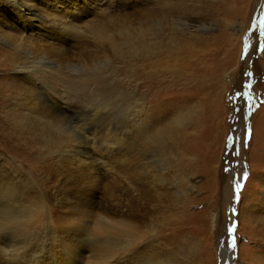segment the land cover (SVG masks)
I'll list each match as a JSON object with an SVG mask.
<instances>
[{
  "label": "rangeland",
  "instance_id": "374dc122",
  "mask_svg": "<svg viewBox=\"0 0 264 264\" xmlns=\"http://www.w3.org/2000/svg\"><path fill=\"white\" fill-rule=\"evenodd\" d=\"M7 1L0 0V24L11 16L22 30L23 21ZM78 1L46 3L63 14L62 6ZM87 1L79 7L84 21L66 28L68 42L52 50L33 48L12 35L0 39V181L6 180V186L0 182L1 259L110 264L114 256L106 261L97 256L118 239L100 233L95 224L107 226L134 211L144 237L132 248H144L142 264H264V0ZM33 33L40 43L38 27ZM24 62L35 72L29 77L34 86L27 90L25 76L16 74ZM254 70L257 86L251 84ZM58 77L66 80L52 87ZM52 89L69 97L68 108L46 99ZM172 122L178 123L172 135L159 129ZM93 147L96 157L105 153L97 157L104 164L100 159L88 168L83 154ZM127 176L141 186L132 189ZM34 195L47 203L43 224L31 230L33 235L20 233V221L35 209ZM57 215L61 223L68 218L66 226L78 221L70 227L79 232L77 245L89 250L81 260L75 248L61 252L50 228ZM104 216L112 220L101 221ZM135 258L127 263H136Z\"/></svg>",
  "mask_w": 264,
  "mask_h": 264
},
{
  "label": "bare ground",
  "instance_id": "6f19581e",
  "mask_svg": "<svg viewBox=\"0 0 264 264\" xmlns=\"http://www.w3.org/2000/svg\"><path fill=\"white\" fill-rule=\"evenodd\" d=\"M88 1H90V0H88ZM87 1V2H88ZM7 2H9L10 4H11V6L14 8V11H15V15H16V17L19 19V21H23L22 23H23V29L21 30L18 26H16L15 24H14V22H13V17H4V18H7L8 20H10V22H7L6 24H4V25H1L0 24V39H4V38H7V37H5L6 35L5 34H7V35H12V36H15L16 38H18V39H20L21 41H23L25 44H27V45H30V46H33V48L34 47H38V49H47V51H49L50 49L52 50V46L53 45H56V43H63V44H65V43H67L68 42V38H67V34H65L64 32H65V30H66V28H73V26L75 25V22L76 23H78V21H82L83 20V18L84 17H81V13L79 12V7H80V4H81V0H79L78 2H71L68 6H62V12H64L63 14H59L61 11L60 10H58V12H57V10H56V8L55 7H53V8H51L47 3H46V0H8ZM10 6V5H9ZM58 9V8H57ZM61 15H63V17H60ZM0 21H2V17L0 16ZM56 21H60L59 23H56ZM84 21V20H83ZM36 27H38V30L40 31V35H42L41 37H38V41H40V43L38 42V43H36V41H34V37H35V35H37V33H33L34 32V30H35V28ZM77 27V26H76ZM48 29V30H47ZM128 30V29H127ZM42 31L43 32H48L47 34H45V33H42ZM64 31V32H63ZM69 31H70V29H69ZM75 31V30H74ZM39 34V33H38ZM101 34H103V31L102 32H100V34L99 35H101ZM186 34V33H185ZM44 35H46L45 37H44ZM22 37V38H21ZM50 39L52 40V41H50ZM6 40V39H5ZM8 40V39H7ZM128 40V39H127ZM36 43V44H35ZM115 44V43H114ZM152 45V44H151ZM151 48V47H150ZM46 51V52H47ZM45 54H46V52L45 51H43ZM48 53H50V52H47V55H48ZM29 57V56H28ZM250 62V61H249ZM25 63V62H24ZM33 63V62H32ZM38 63V62H37ZM247 63V59L245 60V64ZM255 65V64H254ZM248 66V65H247ZM33 67H34V65H32V64H27V63H25V64H17V68L19 69V73H16L17 74V76H20L19 78L20 79H24V76H25V88H26V90L29 88V87H32L33 88V86H34V84H33V80H30V76H31V74L32 73H34L35 74V72H33L34 70H33ZM256 68V67H255ZM246 70V69H245ZM36 71V70H35ZM253 74H254V76H252V81H251V84H253V86H257V85H259V83H258V78H257V76H258V74H257V71L256 70H254L253 71ZM44 75V74H43ZM39 76V75H38ZM45 76V75H44ZM56 77V76H55ZM247 78H249V77H247ZM251 79V78H250ZM64 80H66V79H63V78H55L52 82H51V84H53V85H51L52 87H56V86H60V85H58V84H61V83H59V82H61V81H64ZM36 81H37V79H36ZM81 81V80H80ZM88 81V80H87ZM82 82V81H81ZM80 82V83H81ZM93 82V81H92ZM35 83V82H34ZM75 83V82H74ZM97 83V82H96ZM77 84V83H76ZM38 85V84H37ZM73 85V84H72ZM75 85V84H74ZM85 85V84H84ZM63 87V86H62ZM67 88V87H66ZM34 89H35V87H34ZM57 89H59V88H57ZM80 89V88H79ZM53 91L51 92V93H48L47 94V97H46V99L47 100H49L50 102H52V103H55V104H58L60 107H63V108H65V107H67V99H69V97L67 98L66 97V95H63V93L61 94L59 91H57V90H54V89H52ZM60 90V89H59ZM81 90V89H80ZM39 91V90H38ZM61 91V90H60ZM69 91H70V87H69ZM62 92V91H61ZM66 92V91H65ZM68 92V91H67ZM30 93H32V92H30ZM29 93V94H30ZM26 94H28V93H26ZM36 94V93H35ZM38 94H40V93H38ZM31 95V94H30ZM38 98H40V96H38ZM28 102H30V101H28ZM37 102H39V101H37ZM45 102V101H44ZM30 104H31V102H30ZM35 104V103H34ZM41 104V103H40ZM39 104V105H40ZM43 104V103H42ZM49 104H51V103H49ZM70 104V103H69ZM29 105V104H28ZM38 105V104H37ZM31 105H29V107H30ZM41 106V105H40ZM69 106V105H68ZM31 107H33V106H31ZM35 107H37L36 105H35ZM42 107V106H41ZM44 108V107H43ZM42 108V109H43ZM68 108V107H67ZM26 109H30V108H26ZM41 109V108H40ZM40 109L38 110L39 111V113H40ZM41 109V110H42ZM58 109H59V107H58ZM36 110V109H35ZM28 111V110H27ZM43 111H44V109H43ZM50 111H52L51 109H50ZM62 111V110H61ZM60 111V112H61ZM31 112V111H30ZM36 112H37V110H36ZM45 112V111H44ZM44 112H41L42 114H40V116L41 115H43L44 114V116H45V114H46V112L44 113ZM38 113V112H37ZM50 113V112H49ZM52 113V112H51ZM50 113V114H51ZM63 113H64V111H63ZM29 114V113H28ZM31 114V113H30ZM49 114V116H51ZM132 114V113H131ZM33 115V114H32ZM35 115H37V114H35ZM39 115V114H38ZM34 116V115H33ZM32 116V117H33ZM44 116H41V117H43L44 118ZM48 116V117H49ZM30 117V116H29ZM47 117V116H46ZM34 118V117H33ZM36 118V117H35ZM51 118V117H50ZM36 119H38V118H36ZM36 119H34V121L36 120ZM134 120V119H133ZM177 123V122H176ZM178 124V123H177ZM176 124V125H177ZM173 122L172 123H170V126H164V127H162V128H159L161 131H164V133H168V134H170V135H172V132H173V127L174 126H176ZM118 131V130H117ZM148 132V131H147ZM125 134V133H124ZM147 134V133H146ZM160 134V133H159ZM150 135V134H149ZM119 136V135H118ZM117 136V137H118ZM132 136V135H131ZM124 137V136H123ZM150 137V136H149ZM110 138V137H109ZM112 138V137H111ZM148 138V137H147ZM105 139H108V138H105ZM51 141V140H50ZM57 141V140H56ZM105 141H107V140H105ZM122 141V140H121ZM54 142V141H53ZM59 142V141H58ZM109 142V144L111 145V141H108ZM123 142V141H122ZM106 143V142H105ZM112 143H115V141H112ZM137 143V142H136ZM51 144V143H50ZM98 144V143H97ZM101 144V143H100ZM141 144V143H140ZM139 144V145H140ZM52 145H53V143H52ZM89 145V144H88ZM115 145V144H114ZM151 145V144H150ZM100 146V145H99ZM109 145H107V147H108ZM53 147V146H52ZM102 147V146H101ZM106 147V148H107ZM110 147V146H109ZM112 147V146H111ZM115 148H117L116 146H114ZM114 147H112V148H114ZM126 147V146H125ZM141 147V146H140ZM143 147H144V145H143ZM94 148V147H93ZM92 148V149H93ZM105 148V149H106ZM122 148V147H121ZM154 148H156V147H154ZM85 149H87V148H85ZM98 149V148H97ZM104 149V150H105ZM118 150L117 151H119L120 149L119 148H117ZM71 150V149H70ZM88 150V149H87ZM87 150H84V151H86V153L85 154H83L84 153V151H83V155L85 156V158L84 157H82V158H84V159H82V158H80V159H82L83 160V162L88 166V168L89 167H92V166H94V165H96V164H99L100 163V159H101V157L100 158H97V157H99V155H100V153L102 154L103 153V151L102 152H100V150L99 151H97V152H100L99 153V155L96 157V152H95V148H94V150H89V151H87ZM111 150H113V149H111ZM111 150H109V152L111 151ZM132 150V149H131ZM69 151V150H68ZM106 151V150H105ZM107 151H108V149H107ZM127 151V150H126ZM147 151V150H146ZM82 152V151H81ZM109 152H106V154L107 153H109ZM111 152H113V151H111ZM154 152V151H153ZM160 152V151H159ZM121 153V152H120ZM133 153V152H132ZM156 153V152H155ZM98 154V153H97ZM104 155H105V153H103ZM102 154V155H103ZM110 154V153H109ZM108 154V155H109ZM123 154V153H122ZM121 154V155H122ZM129 154V153H128ZM151 154V153H150ZM159 154V153H158ZM163 154V153H162ZM82 155V156H83ZM115 155H117V154H115ZM119 155V154H118ZM121 155H119V156H121ZM155 155V154H154ZM81 156V155H80ZM79 156V157H80ZM114 156V155H113ZM74 157H76V156H74ZM73 157V158H74ZM79 157H76V158H79ZM106 157H107V155H106ZM105 157V158H106ZM111 157H112V155H111ZM123 157H126V154H125V156H123ZM71 158V157H70ZM73 158H72V160H73ZM141 158V157H140ZM79 159V160H80ZM129 159V158H128ZM131 159V158H130ZM78 159L77 160H75L74 159V161H78V162H80ZM81 160V161H82ZM126 162H127V160L126 159H124ZM144 160V159H143ZM73 161V162H74ZM101 161H102V159H101ZM131 162H132V160H130ZM72 162V163H73ZM123 162V161H122ZM129 162V161H128ZM130 162V163H131ZM134 162V161H133ZM77 163V162H76ZM76 163H73V166H74V164H76ZM101 163H103V161L101 162ZM146 163H147V161H146ZM80 164V163H79ZM78 164V165H79ZM104 164V163H103ZM119 164V163H118ZM121 164V163H120ZM129 163H127V165H128ZM144 164V163H143ZM149 164V163H148ZM81 165H82V162H81ZM126 165V166H127ZM130 165V164H129ZM85 166V165H84ZM115 166V165H114ZM131 167H136V165L134 164V166H133V164L132 165H130ZM75 167H77L76 165H75ZM97 167V166H96ZM98 167H100V166H98ZM117 167V166H116ZM134 167V168H135ZM137 167H139V166H137ZM9 168V167H8ZM78 168H80V167H78ZM112 168V167H111ZM118 168H119V166H118ZM127 168V167H126ZM130 168V167H129ZM82 169V168H81ZM85 169V168H84ZM101 169V168H100ZM105 169V168H104ZM131 169V168H130ZM136 170H138V168H135ZM134 169V170H135ZM9 170V169H8ZM90 170V169H89ZM93 170H95V169H93ZM102 170V169H101ZM105 170H108L107 168L105 169ZM116 171L118 170V169H115ZM124 170H125V168H124ZM15 171V170H14ZM88 171V170H87ZM96 171V170H95ZM119 172H120V170H118ZM123 169L121 170V173L123 174ZM127 171V170H126ZM131 171V170H130ZM10 172V171H9ZM12 172V171H11ZM16 172H18L17 170H16ZM77 172V171H76ZM89 172V171H88ZM105 172V171H104ZM114 172V171H113ZM137 172V171H136ZM5 173V172H4ZM90 173V172H89ZM91 173H92V171H91ZM90 173V174H91ZM111 173V171L109 172V174ZM125 173V172H124ZM1 174V173H0ZM7 174H9V173H7ZM18 174V173H17ZM65 174V173H64ZM68 174V173H67ZM98 175H99V172L97 173ZM106 174V173H105ZM129 174H133V176L132 177H134V172H132L131 171V173H129ZM128 173H127V175H129ZM136 174V173H135ZM2 175V174H1ZM11 175V174H10ZM16 175V174H15ZM77 175V174H76ZM96 175V174H95ZM124 175V174H123ZM18 176H19V174H18ZM107 177H108V175H106ZM130 177H131V175H129ZM2 177H5V174L2 176ZM10 177V176H9ZM66 177V176H65ZM95 177V176H94ZM93 177V178H94ZM97 177H99V176H97ZM102 177V176H101ZM130 177H128L127 176V178H128V180H129V185H130V187L132 188V189H136V187L138 186V188H139V185H138V182H135L136 180H137V178H135L134 177V179H136L135 181H132V180H130V179H133V178H130ZM7 178V177H6ZM14 178H17V177H15L14 176ZM79 178V177H78ZM104 178V177H103ZM103 178H101L102 180H103ZM130 178V179H129ZM3 180H5L4 178H3ZM14 180V179H13ZM19 180V179H18ZM65 180V179H64ZM96 180V183H97V180L98 179H95ZM94 180V181H95ZM100 180V179H99ZM122 180V179H121ZM120 180V181H121ZM6 181V180H5ZM5 181H0V182H2V184L4 185V183H5ZM8 181V183H9V179L7 180ZM14 183V182H13ZM99 183V182H98ZM14 184H16V183H14ZM100 185V184H99ZM5 186H6V183H5ZM62 186H64V185H62ZM141 186V185H140ZM3 187V186H2ZM8 187V186H7ZM6 187V188H7ZM65 187V186H64ZM97 188V187H96ZM99 188V187H98ZM101 188V187H100ZM122 188V187H121ZM2 189V188H1ZM9 189V188H8ZM10 189H13V186H12V188H11V186H10ZM16 189V188H15ZM19 189V188H18ZM71 189V188H70ZM81 189V188H80ZM4 190V189H3ZM67 190H69V189H67ZM99 190V189H98ZM13 192H14V190H12ZM96 191H97V189H96ZM134 191V190H133ZM138 191V190H137ZM1 192V191H0ZM92 191H90V193H91ZM95 192V191H94ZM140 192V191H139ZM138 192V193H139ZM9 193V192H8ZM62 193H64V191L62 192ZM97 193V192H96ZM101 193V192H100ZM105 193V192H104ZM103 193V194H104ZM1 194V193H0ZM7 194V193H6ZM10 194V196H11V193H9ZM14 194V193H13ZM20 194H22V193H20ZM66 194V193H65ZM65 194H63V195H65ZM92 194V193H91ZM4 195H5V192H4ZM98 195V194H97ZM105 195V194H104ZM107 195H109V194H107ZM13 196H16V193L13 195ZM36 195H34V196H32V201H33V203H34V205H35V209L33 210V212L30 214V217H29V219H27V220H21L20 221V227H18L19 229H22V230H19V232L21 233H23V232H30L32 229H34L35 230V227L38 225V224H40V223H42L43 224V211H44V208L47 206V203H46V201L43 199V198H41V197H39L38 198V200L36 201V200H34L33 198L35 197ZM91 196H93V195H91ZM102 196V195H101ZM111 196V195H110ZM2 197H3V195H2ZM6 197H8V196H6L5 195V198L4 199H6ZM18 197H20V196H18ZM22 197V196H21ZM28 197V196H27ZM105 197H106V195H105ZM112 197H114V196H111V197H109V198H112ZM82 198V197H81ZM92 198V197H91ZM118 198V197H117ZM9 199V198H8ZM19 199V198H18ZM21 199V198H20ZM74 199V198H73ZM95 199V198H94ZM113 199V198H112ZM120 199V198H119ZM118 199V200H119ZM7 200V199H6ZM93 200V199H92ZM99 200V202H101L100 201V199H98ZM106 200V199H105ZM107 200H109L108 198H107ZM111 200V199H110ZM115 200H117V199H115ZM16 201V200H15ZM90 201V200H89ZM103 201V200H102ZM113 201L114 200H112V203H113ZM121 201V200H120ZM130 201H132V200H130ZM2 202V201H1ZM13 202V204H14V201H12ZM11 202V203H12ZM20 202V201H19ZM116 202L117 201H115L114 202V204L116 205ZM4 203V202H3ZM50 203V202H49ZM52 203V202H51ZM69 203H71V202H69ZM83 203V202H82ZM85 203V202H84ZM95 203V202H94ZM102 203V202H101ZM103 203H106L105 201L103 202ZM103 203H102V205H103ZM119 203H122V201L121 202H119ZM131 203V202H130ZM59 204V203H58ZM72 204V203H71ZM74 204H76V203H74ZM91 204V203H90ZM90 204H89V206H90ZM107 204H109L108 202H107ZM106 204V205H107ZM113 204V205H114ZM117 204H118V202H117ZM3 205V204H2ZM1 205V206H2ZM5 205V204H4ZM7 205V204H6ZM62 205V204H61ZM82 205H84V204H82ZM91 205H93V204H91ZM95 205V204H94ZM100 206H102L101 204H99ZM105 205V206H106ZM110 205V204H109ZM123 205V204H122ZM131 205V204H130ZM132 205H133V203H132ZM54 206V205H53ZM63 206V205H62ZM65 206V205H64ZM63 206V207H64ZM67 206V205H66ZM76 205H74L73 207H75ZM88 206V207H89ZM108 206V205H107ZM120 206V205H119ZM118 206V207H119ZM123 206H125V205H123ZM122 206V207H123ZM3 207V206H2ZM1 207V208H2ZM14 207H16V206H14ZM25 207H27V206H25ZM49 207V206H48ZM68 207H69V205H68ZM82 207V206H81ZM86 206H84V208H85ZM88 207L86 208V210L85 211H89V209H90V207H89V209H88ZM92 207H94V206H92ZM96 207H98V209H99V206H97V205H95V208ZM111 207H113V206H111ZM121 207V206H120ZM128 207H132V206H128ZM17 208H18V206H17ZM20 208H24L23 206L22 207H20ZM50 208H51V206H50ZM72 208V207H71ZM70 208V209H71ZM77 208V207H76ZM83 208V207H82ZM105 208V207H104ZM103 208V209H104ZM116 208V207H115ZM124 208V207H123ZM122 208V209H123ZM4 209H5V207H4ZM26 209V208H25ZM52 209H53V207H52ZM62 209H64V208H62ZM79 209H80V205H79ZM92 209V208H91ZM102 209V208H101ZM101 209H99V210H101ZM112 209H114V208H112ZM121 209V210H122ZM128 209V208H127ZM18 210V209H17ZM47 210V209H46ZM60 210V209H59ZM72 210V209H71ZM71 210H69V211H71ZM76 210V209H75ZM74 209H73V211H75ZM78 210V209H77ZM95 210V209H94ZM94 210H92V211H90L91 213H93V212H95ZM97 210V209H96ZM104 210H108V207L106 208V209H104ZM111 210V209H110ZM123 210H125V209H123ZM2 211V210H1ZM1 211H0V213H1ZM15 211H16V208H15ZM20 211L21 210H19V213H20ZM23 211H25V210H23ZM51 211V210H50ZM80 211H82V210H80ZM84 211V212H85ZM87 211V212H88ZM98 211V210H97ZM96 211V212H97ZM102 211V210H101ZM119 211V210H118ZM118 211H116L117 213H118ZM132 211V210H131ZM6 213H7V210L5 211ZM52 212H54V211H52ZM95 212V213H96ZM113 212V211H112ZM132 212H134V211H132ZM132 212H130V214L131 215H129V211H128V214H126L127 212H125V214L126 215H128V216H125V217H123V214H122V216L121 215H119V218H114L113 220H112V218H110L112 221L111 222H109L110 221V219H109V224L107 225V226H104V225H102V224H95L94 222V224H95V228L101 233V232H106V231H108V232H106L107 234L108 233H111L112 232V235L113 236H115V238L116 239H118L117 241H118V243L116 244V245H113V246H111V247H109V248H104L103 250H102V254H100V256H97L98 258H104L105 259V261L108 259V257H111V256H114L112 259L111 258H109V259H111L112 260V262L110 263V264H128L127 262H129L128 260L131 258H135V257H133L134 255L133 254H135V256H136V254L138 255V259H136L137 260V262H136V260H135V262L136 263H134L133 261H134V259H133V263H130V264H142L143 262H142V259H143V256H144V252H145V250H143L141 247H136V248H132V246H133V244L134 243H139V241L141 240V238H142V236L144 235L143 234V232L142 231H140V229L138 228V225L136 224V222H135V216H137V213H136V215L135 216H132ZM3 213V212H2ZM1 213V214H2ZM6 213H4V214H6ZM26 213V212H25ZM50 213V212H49ZM74 213V212H73ZM78 213V212H77ZM83 213V212H82ZM81 213V214H82ZM90 213V214H91ZM108 213V212H107ZM122 213H124V212H122ZM3 214V215H4ZM9 213H7V215H8ZM18 214V213H17ZM22 214V213H21ZM20 214V215H21ZM58 214V213H57ZM66 214V213H65ZM69 214V213H68ZM94 214V213H93ZM97 214V213H96ZM120 214H121V212H120ZM124 214V215H125ZM20 215H18L19 217H20ZM54 215H55V213H54ZM77 215H79V213L77 214ZM92 215V214H91ZM17 216V217H18ZM21 216H25L24 215V212H23V214L21 215ZM56 216V215H55ZM58 216L59 215H57V217H53L54 219H52V221H51V224H50V228H51V230H52V232L54 233V234H56L55 236H57V238H58V240H59V247H61V252H63V253H65L66 252V250H68L69 248H75V251H77V253H79V260H81V257H83L89 250L88 249H86L85 248V246L84 247H80V245H77V241H78V233H76V230L77 229H75V227L74 228H72V227H70L71 225L73 226L74 224H76L77 225V222L76 223H74V224H67L68 222H66V224H67V226L65 225V221L66 220H68V218L67 219H65L64 220V218H63V220H62V223H64V225H61L62 223H61V219L60 218H58ZM60 216H61V214H60ZM59 216V217H60ZM71 216H72V214H71ZM73 216H75L74 214H73ZM86 216H88L87 215V213H86ZM92 216H94V217H96V215H92ZM99 216V215H98ZM118 216V215H117ZM105 217V216H104ZM114 217V216H113ZM74 218V217H73ZM90 218V217H89ZM106 218V217H105ZM103 219V220H101V221H104V220H107V218L106 219ZM137 218V217H136ZM70 219V218H69ZM75 219V218H74ZM92 219V218H91ZM50 220H51V218H50ZM97 220V219H96ZM214 220V219H213ZM64 221V222H63ZM72 221H73V219H72ZM17 222V221H16ZM46 222V221H45ZM80 222V221H79ZM85 222V221H84ZM106 222V221H105ZM61 223V224H60ZM70 223V222H69ZM71 223H73V222H71ZM80 223H82V222H80ZM87 223V222H86ZM88 223H89V221H88ZM87 223V224H88ZM91 223V222H90ZM100 223V222H99ZM107 223V222H106ZM214 223V222H213ZM13 224V223H12ZM11 224V225H12ZM45 224V223H44ZM49 224V223H48ZM83 224V223H82ZM81 224V225H82ZM86 224V225H87ZM2 225V224H1ZM6 225V224H5ZM4 225V223H3V228L4 227H6ZM17 225V224H16ZM69 225V226H68ZM84 225V224H83ZM89 225V224H88ZM87 225V226H88ZM91 225V224H90ZM42 226V225H41ZM92 227H94V225H91ZM12 227V226H11ZM39 227V226H38ZM37 227V228H38ZM81 227V226H80ZM7 228H9L8 227V225H7ZM76 228H79V226L77 227L76 226ZM84 228H86V227H84ZM41 229H42V227H41ZM40 229V230H41ZM91 229V228H90ZM89 229V230H90ZM107 229H109V230H107ZM3 230V229H2ZM10 230V229H9ZM37 230V229H36ZM86 229H84V232H86L85 231ZM91 230H94V229H91ZM97 230H94L93 232H96ZM5 231H7V229L5 230ZM81 233L80 234H82L83 232L82 231H80ZM89 232V231H88ZM142 232V233H141ZM9 233L11 234V232L9 231ZM15 233H17L16 231H15ZM25 233V235L26 236H29V235H27ZM34 233V232H33ZM90 233V232H89ZM3 234V233H2ZM31 234H32V231H31ZM85 234H87V233H85ZM90 234H92V233H90ZM90 234H88V235H90ZM104 234V233H103ZM107 234H105V235H107ZM143 234V235H142ZM16 235V234H15ZM24 235V236H25ZM33 235V234H32ZM31 235V236H32ZM97 235V234H96ZM104 235V237H106ZM108 235H110V234H108ZM107 235V236H108ZM111 235V236H112ZM1 236V235H0ZM5 236V235H4ZM13 237V236H12ZM97 238L99 237V238H101V236L99 235H97L96 236ZM103 237V236H102ZM110 237V236H109ZM144 237V236H143ZM81 238V237H80ZM82 238H84V237H82ZM86 238V237H85ZM84 238V239H85ZM107 238V237H106ZM25 239V238H24ZM109 239V238H108ZM113 239V238H112ZM82 240V239H81ZM96 240V239H95ZM105 240V239H104ZM57 241V240H56ZM99 241H101V240H98L97 239V243L99 242ZM108 241V240H107ZM115 242V241H114ZM114 242H112V243H114ZM2 243L3 242H1L0 243V251H3V250H5V248H4V246H2ZM83 243V242H82ZM85 243L87 244V242L85 241ZM100 243V242H99ZM116 243V242H115ZM58 244V243H57ZM80 244V243H79ZM85 244V245H86ZM4 245L6 246V244L4 243ZM88 245V244H87ZM97 245V244H96ZM95 245V246H96ZM99 245V244H98ZM138 245V244H137ZM83 246V245H82ZM106 246H110V245H108V243H107V245ZM135 246V245H134ZM23 247V246H22ZM99 247V246H98ZM21 248V247H20ZM24 248V247H23ZM43 248V247H42ZM46 248V247H45ZM48 248V247H47ZM89 248V247H88ZM33 249V248H32ZM39 249V248H38ZM56 249H57V247H56ZM16 250V249H15ZM14 250V251H15ZM40 250H42V249H40ZM47 250V249H46ZM60 250V249H59ZM69 250H71V249H69ZM18 251H20V250H18ZM23 251H25L26 252V250H24L23 249ZM29 251H31V250H29ZM34 251H36L35 250V248H34ZM43 251V250H42ZM15 252H17V251H15ZM37 252V251H36ZM52 252V251H51ZM51 252H50V255H51ZM55 252H57V251H55ZM68 252V251H67ZM7 253V252H6ZM6 253H4V254H6ZM30 253V252H29ZM72 253V252H71ZM74 253V252H73ZM25 254V253H24ZM68 254V253H67ZM1 255L2 254H0V264H26L25 263V261L24 262H21V263H19V261H22L20 258L21 257H19V261L18 262H15V261H13V262H15V263H11V261H6V260H2L1 259ZM12 255H16V253L14 254H12ZM19 255V254H18ZM21 255V254H20ZM19 255V256H20ZM28 255V254H27ZM37 255V254H36ZM69 255H71V254H69ZM17 256V255H16ZM15 256V257H16ZM22 256V255H21ZM49 256V255H48ZM65 256V255H64ZM71 256H73V255H71ZM23 257H24V255H23ZM67 257V256H66ZM78 257V256H77ZM10 258H12V256L10 257ZM40 258H42V257H40ZM13 259V258H12ZM18 259V258H17ZM25 259V258H24ZM47 259H49V258H47ZM46 259V260H47ZM140 259V260H139ZM40 260V259H39ZM72 260H73V258H72ZM27 261V260H26ZM109 261V260H108ZM108 264V263H107ZM153 264H166L164 261L162 262V261H157V262H155V263H153Z\"/></svg>",
  "mask_w": 264,
  "mask_h": 264
},
{
  "label": "snow or ice",
  "instance_id": "6c2138e0",
  "mask_svg": "<svg viewBox=\"0 0 264 264\" xmlns=\"http://www.w3.org/2000/svg\"><path fill=\"white\" fill-rule=\"evenodd\" d=\"M250 131H247L246 130V136L250 137ZM241 187V185L239 183L236 184V188L239 189ZM235 229V225H233V231ZM232 246L235 247V238L233 237V243H232Z\"/></svg>",
  "mask_w": 264,
  "mask_h": 264
}]
</instances>
